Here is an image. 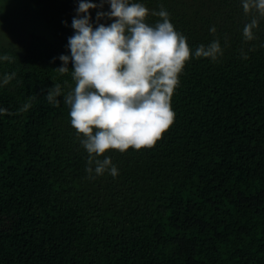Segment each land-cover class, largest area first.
<instances>
[{
	"label": "trees",
	"instance_id": "obj_1",
	"mask_svg": "<svg viewBox=\"0 0 264 264\" xmlns=\"http://www.w3.org/2000/svg\"><path fill=\"white\" fill-rule=\"evenodd\" d=\"M43 2L0 0V56L10 58L0 78L15 74L0 87V264H195L210 252L219 264L221 249L264 264V238L244 246L264 218V19L245 41L252 14L241 0H138L166 9L193 52L219 40L223 56L193 55L169 129L151 147L107 150L97 158L110 156L118 175L90 178L63 101L72 64L57 69L78 0ZM55 85L58 104L47 99Z\"/></svg>",
	"mask_w": 264,
	"mask_h": 264
},
{
	"label": "clouds",
	"instance_id": "obj_2",
	"mask_svg": "<svg viewBox=\"0 0 264 264\" xmlns=\"http://www.w3.org/2000/svg\"><path fill=\"white\" fill-rule=\"evenodd\" d=\"M241 3L245 14H252L243 37L252 41L259 20L264 19V0ZM105 4L109 6L107 11L103 10ZM92 9H98L95 21ZM150 14L160 19L150 24ZM64 23L67 25V21ZM71 27L74 32L66 45L70 55L61 54L62 66L57 68L63 74L72 64L74 87L63 95V101L70 108V123L77 139L88 153L89 177L108 173L115 178L119 170L111 157H97L110 149L123 153L153 146L174 121L171 98L186 62L193 55L216 61L223 50L219 40H213L193 52L166 9L150 10L138 0H78ZM210 31L215 33L216 28ZM8 59L0 56V60ZM14 75L0 78V87ZM61 95V87L55 85L47 99L58 104ZM30 107L29 101L20 111ZM6 111L0 108V115Z\"/></svg>",
	"mask_w": 264,
	"mask_h": 264
},
{
	"label": "rangeland",
	"instance_id": "obj_3",
	"mask_svg": "<svg viewBox=\"0 0 264 264\" xmlns=\"http://www.w3.org/2000/svg\"><path fill=\"white\" fill-rule=\"evenodd\" d=\"M44 2L48 3L49 0H43ZM43 2V3H44ZM62 5L66 6L67 7V4L66 3H63ZM51 8L52 10L51 11H54V5L51 4ZM50 15H52V13H50ZM11 34V35H14L15 36V39L18 41L20 39L18 33H14L12 34V30H8L7 32H5L4 36H6L7 34ZM24 35L26 36V32H23ZM21 33V34H23ZM3 33H2V29L0 28V37H2ZM23 35V37H24ZM2 41V40H1ZM16 41V42H17ZM256 234H250L247 236V239L245 240V247L247 249H250L251 247H256L257 245H259V248L260 246H262L261 242L264 238V218H260V220H258L256 222V228H254V231ZM248 245V246H247ZM214 254V252H213ZM217 258L216 260H218V263L219 264H238L239 260L238 258L236 257V253H234V250L233 249H230L227 251H224L223 249L221 250H217V254L215 255ZM204 258H206L205 260L202 258L201 260H199L198 262H196L195 264H211L213 262V256L210 253H208L207 256H205ZM237 259V260H236ZM191 260H197V258L193 257L191 258ZM192 263H194V261H192Z\"/></svg>",
	"mask_w": 264,
	"mask_h": 264
}]
</instances>
